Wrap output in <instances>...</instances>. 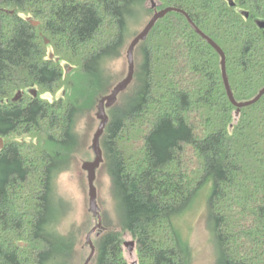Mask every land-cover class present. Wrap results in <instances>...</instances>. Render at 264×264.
<instances>
[{
	"label": "trees",
	"instance_id": "1",
	"mask_svg": "<svg viewBox=\"0 0 264 264\" xmlns=\"http://www.w3.org/2000/svg\"><path fill=\"white\" fill-rule=\"evenodd\" d=\"M147 1L0 0V264H72L77 237L59 231L56 180L82 110L121 82L108 67L129 26L167 8L182 12L136 48L134 80L101 138L122 232L139 264H189L174 219L211 181L218 264H264V96L238 114L221 55L190 23L225 53L236 102H250L264 89V0ZM95 247L94 264H129L121 233Z\"/></svg>",
	"mask_w": 264,
	"mask_h": 264
},
{
	"label": "rangeland",
	"instance_id": "2",
	"mask_svg": "<svg viewBox=\"0 0 264 264\" xmlns=\"http://www.w3.org/2000/svg\"><path fill=\"white\" fill-rule=\"evenodd\" d=\"M146 6L151 7L150 0L147 1ZM151 19V17L145 16L139 24L129 26L127 45L122 57L111 62L108 67V71L111 72L112 77L114 76L117 82L123 81L128 76L129 61L127 53L129 46L134 40L135 35L141 33ZM71 72L72 69L69 73ZM62 94H65L64 89H60L55 95L47 94L44 98L54 101V99L61 97ZM100 100L98 98L95 105L92 106L84 105L86 110H82L78 125L79 141L76 148H74V152L67 159L69 169L60 174L56 180L55 193L58 201H61L63 211L59 231L64 235L75 231L77 237V246L72 264H85L87 261L91 254V248L87 243V236L98 223V219L94 217L90 210L88 173L83 170V165L85 162H93L95 160L92 145L94 136L100 125V120L97 118ZM3 142L5 145L6 141L3 140ZM208 185H212L210 189L208 191L207 188L203 189L194 204L192 202L188 209L184 210L174 219L176 230L181 235L183 241L188 244L190 253L189 264H218V241L217 235L213 231L209 205L214 189L213 182L210 181ZM95 186L97 188V201L102 217V229L97 230L93 234L92 241L94 245L98 241V238L110 232L121 233L125 259L129 264H139L136 240L129 233L122 232L119 210L112 192L111 178L104 163L97 170ZM131 242L135 243L134 247L131 246L133 247L132 251L129 248L130 246L126 245ZM95 256L93 259H95ZM90 264H94V260Z\"/></svg>",
	"mask_w": 264,
	"mask_h": 264
},
{
	"label": "water",
	"instance_id": "3",
	"mask_svg": "<svg viewBox=\"0 0 264 264\" xmlns=\"http://www.w3.org/2000/svg\"><path fill=\"white\" fill-rule=\"evenodd\" d=\"M150 2H151V8L154 10L157 9L156 0H150ZM232 5H234V4H232ZM173 11L182 12V11L177 10L175 8H167V9H164L162 11H157L155 13V15L153 16V18L148 23V25L144 28V30L136 38H134V40L132 41V43L129 46L128 53H127V58L129 61V74H128V76L123 81H121L119 84H117V86L113 89L112 93L110 95L104 97L100 101V104L98 106L97 118H98V120H100V125L98 127V130H97L95 136H94L93 145H92V150L95 154V160L93 162H85L83 165V170L88 173V181H89V186H90V210H91L92 214L94 215V217H96L98 219L97 225L87 236V243L91 248V254L88 257L85 264H90L91 261L93 260L94 256H95V254H96V247L92 241V236L97 230L102 229V217H101L100 208L98 206V201H97L98 195H97V188L95 186V181H96L97 170L104 163V155H103V150L101 148V138L103 137V135L106 131V128L109 124V121H110L109 116L107 114V109L112 108L117 103L120 94L125 92L134 80V76H135V50L138 47V45L142 41H145L147 39L150 32L152 31V29L155 27L156 23L160 19L164 18L165 16H167L169 13H171ZM190 23H191L192 27L194 28V30L202 38H204L211 46H213L217 50V52L221 55L223 76H224L226 89H227V92H228V95H229L231 101L239 109L238 114H240V111L242 108L250 107V106L256 104L257 102H259L261 100V98L264 96V89L260 92V94L254 100H252L250 102H246V103L236 102V100L234 99L231 87H230L229 79H228L227 67H226L227 60H226L225 53L213 40H211L208 36H206L204 33H202L200 31V29H198V27L191 20H190ZM33 24L35 26L39 25L38 22H33ZM258 24H259V26L264 28V23L260 22ZM22 97H23V93L19 92L16 95V97L14 98V101L17 102ZM3 147H4L3 139L0 138V150H2ZM134 244H135L134 242H131V243H128L126 245L130 246L129 248L132 251ZM131 246H133V247H131Z\"/></svg>",
	"mask_w": 264,
	"mask_h": 264
},
{
	"label": "flooded vegetation",
	"instance_id": "4",
	"mask_svg": "<svg viewBox=\"0 0 264 264\" xmlns=\"http://www.w3.org/2000/svg\"><path fill=\"white\" fill-rule=\"evenodd\" d=\"M4 147H5V145H4ZM4 147H3V149H4ZM3 149H2V150H3Z\"/></svg>",
	"mask_w": 264,
	"mask_h": 264
}]
</instances>
